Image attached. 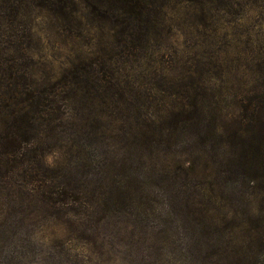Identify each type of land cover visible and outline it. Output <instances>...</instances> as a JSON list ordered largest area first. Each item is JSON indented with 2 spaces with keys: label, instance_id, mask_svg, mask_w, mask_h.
<instances>
[{
  "label": "trees",
  "instance_id": "trees-1",
  "mask_svg": "<svg viewBox=\"0 0 264 264\" xmlns=\"http://www.w3.org/2000/svg\"><path fill=\"white\" fill-rule=\"evenodd\" d=\"M32 14L58 35L96 30L97 48L39 83ZM176 22L183 49L168 42ZM222 91L239 103L232 119ZM134 159L194 187L192 237L167 242L174 225L146 242L192 248L184 264H264V0H0V264L33 260L8 236L26 213L103 250L115 218L156 199ZM227 184L262 193L259 213L232 209Z\"/></svg>",
  "mask_w": 264,
  "mask_h": 264
},
{
  "label": "rangeland",
  "instance_id": "rangeland-1",
  "mask_svg": "<svg viewBox=\"0 0 264 264\" xmlns=\"http://www.w3.org/2000/svg\"><path fill=\"white\" fill-rule=\"evenodd\" d=\"M30 21L33 40V46L30 49L32 56L30 71L39 83L44 78H57L64 69L70 68L77 61L91 55L98 46V32L92 28L83 30L81 35L62 36L55 34V30L49 28L46 21L35 14L30 16ZM174 24L176 27L172 29L168 42L172 46L183 49L186 45L185 27L179 22ZM221 96H225L223 91ZM224 100V103L220 105L222 114L226 116V119L236 117L240 112L236 98L226 95ZM105 149L107 148H100V151H105ZM59 158L58 153H50L47 154L46 162L54 164L60 160ZM195 160L200 165L203 164L200 159ZM147 164L144 167L139 159H134L133 162L136 168L135 173H140V178L147 175V193L156 194V199L147 202L146 197V203L131 208V213L125 214L126 217L115 218L120 223L112 224L105 229L101 251L88 248L85 242L77 239L75 234L68 233L65 229L54 227L52 224L40 225L37 220L33 219V216L27 213L18 223H16L18 220L16 217L11 218L10 223L15 225L16 230H10L8 236L11 240L15 239L14 241L23 240L28 245L27 250L32 251L28 257H33V260L22 261L19 264H184V256L191 258L194 253L192 248L185 253L171 245L161 246L160 243H154V245L146 242L145 234L150 229L156 231V229L182 225L179 233H174L173 228V232L167 230L169 238L166 241L170 242L173 239L186 242V237H192L193 231L188 222H185L183 205L186 198L193 196L194 187L187 181L178 180L167 171L163 172V177L159 179L162 172L159 169H163L166 165L162 160L158 163ZM92 165L94 167L92 171H99L100 162ZM215 181L224 182L223 178L218 177ZM222 192L226 196L231 195L232 209L242 213L250 208L254 215L259 213L256 208L259 206L262 193L253 192L246 185L234 184H227ZM166 233L160 236L165 237ZM0 239H3L2 236Z\"/></svg>",
  "mask_w": 264,
  "mask_h": 264
}]
</instances>
